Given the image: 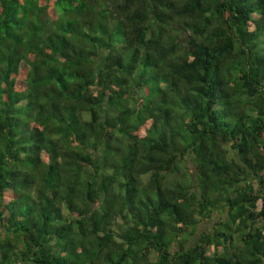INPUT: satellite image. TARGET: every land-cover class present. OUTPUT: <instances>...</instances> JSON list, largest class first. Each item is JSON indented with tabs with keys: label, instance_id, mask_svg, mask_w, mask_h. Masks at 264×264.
<instances>
[{
	"label": "trees",
	"instance_id": "obj_1",
	"mask_svg": "<svg viewBox=\"0 0 264 264\" xmlns=\"http://www.w3.org/2000/svg\"><path fill=\"white\" fill-rule=\"evenodd\" d=\"M0 264H264V0H0Z\"/></svg>",
	"mask_w": 264,
	"mask_h": 264
},
{
	"label": "rangeland",
	"instance_id": "obj_2",
	"mask_svg": "<svg viewBox=\"0 0 264 264\" xmlns=\"http://www.w3.org/2000/svg\"><path fill=\"white\" fill-rule=\"evenodd\" d=\"M183 171H184V172H187L186 169H183ZM174 177H176V178H181V175H180V173H177V174H175ZM207 223H208V222H204V223L201 222V224L199 225L198 231L202 230L203 227L205 228V227L207 226ZM211 250H212V246L210 247L209 251H211ZM154 253H155V252H151V254H150V257H151V258H154V256H155Z\"/></svg>",
	"mask_w": 264,
	"mask_h": 264
}]
</instances>
